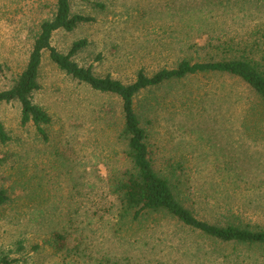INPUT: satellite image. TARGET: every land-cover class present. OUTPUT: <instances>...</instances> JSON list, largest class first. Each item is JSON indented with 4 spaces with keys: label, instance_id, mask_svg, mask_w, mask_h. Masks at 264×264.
<instances>
[{
    "label": "rangeland",
    "instance_id": "374dc122",
    "mask_svg": "<svg viewBox=\"0 0 264 264\" xmlns=\"http://www.w3.org/2000/svg\"><path fill=\"white\" fill-rule=\"evenodd\" d=\"M209 1L72 0L73 13L92 21L73 32H55L52 46L68 54L85 40L76 63L130 84L141 69L152 75L174 68L184 55L206 59L205 35L212 30L248 31L264 23V0L202 9ZM55 5L56 0H0V91L12 88L25 69L38 26L52 18ZM206 20L219 24L201 27ZM185 40L197 48L184 54ZM39 84L34 103L52 117L49 142L32 124L22 126L20 103L0 108V123L12 138L0 143V189L13 199L0 210L1 253L19 259L17 264H243L250 254L244 247L220 246L164 214L117 232L107 181L126 166L118 140L120 101L67 76L49 53ZM153 92L146 95L149 111L156 109L147 115L151 149L159 170L170 160L186 165L182 178L190 179L193 190L185 193V206L212 223L210 197L222 205L228 196L249 195L240 205L264 225V141L249 137L242 124L248 89L226 77H195ZM154 99L159 108H153ZM226 163L238 164L236 172L247 181L243 187L225 184Z\"/></svg>",
    "mask_w": 264,
    "mask_h": 264
},
{
    "label": "trees",
    "instance_id": "16d2710c",
    "mask_svg": "<svg viewBox=\"0 0 264 264\" xmlns=\"http://www.w3.org/2000/svg\"><path fill=\"white\" fill-rule=\"evenodd\" d=\"M248 1L210 0L202 9L232 5V8H237L236 5ZM91 21L92 18L73 13L72 0H56L52 18L44 20L38 26L25 69L15 78L12 88L0 91V108L4 103H20L22 126L32 124L43 141H50L47 128L52 125V117L34 103V93L40 90L43 57L49 53L52 63L67 76L94 92L117 98L121 103L122 127L118 132V140L125 148L123 159L126 166L112 173L107 181L108 195L117 208V232L164 214L185 227L202 233L220 246L244 247L250 254L243 260V264H264V225L248 218V212L240 205L241 199H246L249 195L228 196L222 205L215 196L210 197L213 201L212 223L199 219L185 206V193L193 190L189 186L190 179L182 178L186 174V165L181 161L170 160L163 169H158V159L151 149L147 129L152 125L147 115L156 109L149 111L151 108L147 106L151 105L146 103V95L150 98L154 90L170 91L175 85L195 77H226L239 82L250 92V98L244 103L243 128L255 141H264V23L248 31L212 30L213 33L210 31L205 35L208 38L203 48L208 51L206 59L184 55L174 68H163L152 75L141 69L132 83L124 84L111 76L98 77L91 68L81 67L73 60L74 56L87 47V41L75 42L68 54H63L52 46L55 32H73L80 24ZM211 24L209 20L200 21L204 28H212L219 23ZM182 45L184 54L198 46L196 43H187L186 40ZM161 104L154 99L153 108H159ZM110 112L111 110H105L102 114L109 116ZM11 142L12 138L0 123V143L8 145ZM237 165L226 163L223 169L227 176L225 184L228 182L233 189L241 188L247 182L244 175L236 172ZM38 190L37 188L39 193ZM34 194L35 191L32 195ZM12 201L8 191L0 189V210L11 205ZM19 247L24 251L23 243ZM257 252L260 254H255ZM219 257L230 261L227 255ZM19 261L0 252V264H17Z\"/></svg>",
    "mask_w": 264,
    "mask_h": 264
}]
</instances>
